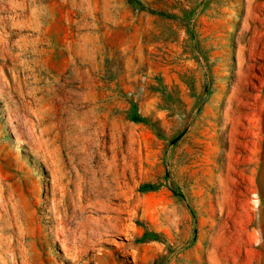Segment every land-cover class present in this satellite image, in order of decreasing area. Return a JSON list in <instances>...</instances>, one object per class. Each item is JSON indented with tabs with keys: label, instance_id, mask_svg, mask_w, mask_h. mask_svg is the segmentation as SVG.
I'll list each match as a JSON object with an SVG mask.
<instances>
[{
	"label": "rangeland",
	"instance_id": "rangeland-1",
	"mask_svg": "<svg viewBox=\"0 0 264 264\" xmlns=\"http://www.w3.org/2000/svg\"><path fill=\"white\" fill-rule=\"evenodd\" d=\"M0 264H264V0H0Z\"/></svg>",
	"mask_w": 264,
	"mask_h": 264
},
{
	"label": "trees",
	"instance_id": "trees-1",
	"mask_svg": "<svg viewBox=\"0 0 264 264\" xmlns=\"http://www.w3.org/2000/svg\"><path fill=\"white\" fill-rule=\"evenodd\" d=\"M143 188H150V186L149 185H144Z\"/></svg>",
	"mask_w": 264,
	"mask_h": 264
}]
</instances>
